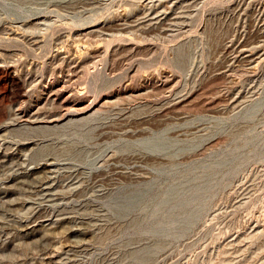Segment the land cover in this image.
Listing matches in <instances>:
<instances>
[{"label": "rangeland", "instance_id": "1", "mask_svg": "<svg viewBox=\"0 0 264 264\" xmlns=\"http://www.w3.org/2000/svg\"><path fill=\"white\" fill-rule=\"evenodd\" d=\"M0 264H264V0H0Z\"/></svg>", "mask_w": 264, "mask_h": 264}, {"label": "bare ground", "instance_id": "2", "mask_svg": "<svg viewBox=\"0 0 264 264\" xmlns=\"http://www.w3.org/2000/svg\"><path fill=\"white\" fill-rule=\"evenodd\" d=\"M246 47V46H245ZM241 56V55H240ZM60 90V89H59ZM66 106V105H65ZM69 106V105H68ZM69 112V111H68ZM26 113V112H25ZM40 122V121H39ZM31 123V122H30Z\"/></svg>", "mask_w": 264, "mask_h": 264}]
</instances>
